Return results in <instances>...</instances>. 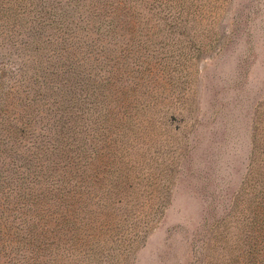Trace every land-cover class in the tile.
Instances as JSON below:
<instances>
[{
	"label": "rangeland",
	"instance_id": "rangeland-1",
	"mask_svg": "<svg viewBox=\"0 0 264 264\" xmlns=\"http://www.w3.org/2000/svg\"><path fill=\"white\" fill-rule=\"evenodd\" d=\"M34 138L86 146V264H264V0H0L1 157Z\"/></svg>",
	"mask_w": 264,
	"mask_h": 264
},
{
	"label": "trees",
	"instance_id": "trees-1",
	"mask_svg": "<svg viewBox=\"0 0 264 264\" xmlns=\"http://www.w3.org/2000/svg\"><path fill=\"white\" fill-rule=\"evenodd\" d=\"M94 16L92 21L98 31L114 22L113 19L107 21L100 13ZM64 34L67 35L65 31ZM67 66L64 65V72L68 73L71 69ZM21 74H26L25 68ZM40 76L35 79L36 83H40ZM23 85L15 84L10 95L16 96ZM28 101L24 103L30 104ZM29 125L32 126V122ZM46 128L53 131V128ZM69 133L70 129L63 124L62 134ZM22 135L26 136V130ZM19 146L29 151L23 162L19 159L6 161L8 158L0 154L3 158L0 160V264H69L77 260V264H86L91 259L86 261L89 250L100 240L91 238V246L88 247L89 236H79L80 229L88 224V215L99 214L102 206L100 198L94 201L99 196L100 187L96 185L91 190L87 182L90 179L88 167H85L88 160L86 146L80 142L74 155V149L66 143L61 147L62 153L57 155L52 143L53 149L41 158L36 157L37 149L41 148L37 138L21 142ZM92 149L98 161L99 151L95 147ZM57 172L61 173L52 177ZM115 173L112 170L114 190L118 183L117 178L113 179ZM95 180L99 182V177L96 176Z\"/></svg>",
	"mask_w": 264,
	"mask_h": 264
}]
</instances>
